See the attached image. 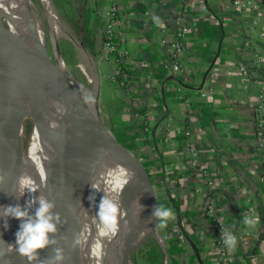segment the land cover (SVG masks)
<instances>
[{
  "label": "crops",
  "instance_id": "0c3cea01",
  "mask_svg": "<svg viewBox=\"0 0 264 264\" xmlns=\"http://www.w3.org/2000/svg\"><path fill=\"white\" fill-rule=\"evenodd\" d=\"M252 1V9L238 11L228 0H74L83 37L98 52L108 12L118 9L116 34L129 53L118 75L116 63L104 60L111 67L105 96L114 97L126 130L136 135L139 159L158 165L152 176L158 202L175 213L165 238L199 253L182 255L186 264H219L211 206L238 236L232 264H264V136L256 135L257 108L264 104V0ZM178 17L183 66L174 72L168 45ZM189 146L198 151L197 165ZM244 215L254 226L242 222Z\"/></svg>",
  "mask_w": 264,
  "mask_h": 264
},
{
  "label": "bare ground",
  "instance_id": "6f19581e",
  "mask_svg": "<svg viewBox=\"0 0 264 264\" xmlns=\"http://www.w3.org/2000/svg\"><path fill=\"white\" fill-rule=\"evenodd\" d=\"M38 6L39 9L31 0H0V21L13 31L25 33L28 30L26 14L29 7L35 15L36 39L45 42L47 30L54 43L59 35L72 39L60 23L52 0H38ZM60 58L59 66L66 73ZM16 82V74L10 67L0 62V91L13 87ZM77 88L79 90L78 86ZM71 100L67 88H60L54 93L48 81L45 78L41 80L31 110L35 123L26 148L22 150V136L19 131L0 143V175L4 177L0 182V195L24 204L33 196L45 194L54 176L66 169L69 153L68 128L72 114ZM92 119L95 127L100 129L101 122L93 113ZM130 178L132 172L123 165L119 153L102 141L94 145L79 177L70 186L61 190L53 200L61 216L70 211L76 198L78 203L73 212L58 225V232L55 234L58 243L46 247L47 254H53V247L62 246L65 249V261L69 260L71 264H117L124 237L136 229L139 219L146 215L148 209L144 188L140 187L139 194L133 191L128 183ZM90 184L103 189L121 205L122 217L114 233L100 224L96 216V205L88 200L89 193L95 191ZM27 187H34L36 191L31 194L25 192L19 200L10 194L17 190L19 195L18 190ZM103 195V191L96 192V201L98 202ZM141 203L146 205L143 212ZM37 206L38 204L32 205L30 211L33 214ZM17 229V226H13L10 233L0 229V239L9 243L14 242ZM149 231L148 223L142 225L137 232V240H142ZM74 237L79 238V243L75 245ZM3 249L5 245L0 241V250ZM5 258L7 264H20L26 260L17 254L14 248L10 252L5 251Z\"/></svg>",
  "mask_w": 264,
  "mask_h": 264
},
{
  "label": "water",
  "instance_id": "95a60500",
  "mask_svg": "<svg viewBox=\"0 0 264 264\" xmlns=\"http://www.w3.org/2000/svg\"><path fill=\"white\" fill-rule=\"evenodd\" d=\"M34 21L35 15L29 7L26 14L28 30L25 33L13 31L3 21H0V62L10 67L17 76V82L13 87L0 91V143L14 133L20 132L24 118L31 115L33 103L43 78L48 81L50 89L54 93L58 92L60 88H67L68 96L72 99V114L68 128V165L62 173L54 176L44 195L53 201L61 190L75 182L89 158L92 147L97 145L99 141L119 153L122 156L123 165L128 171L132 172V178L128 180L132 190L139 194L140 187L148 189L145 192L148 205L146 215L139 219L136 229L128 232L122 241L117 264H130L131 251L140 246L150 236L155 237L156 234L155 219H148L151 216L153 207L158 202L152 176L144 163L104 125L96 107L85 102L80 85L69 75L65 65L63 64L66 73L61 70L58 59L55 58L54 60L52 58L50 44L45 32L46 27L44 26L43 30L46 37L45 42L34 37L37 28ZM73 82L79 87V91ZM91 112L101 122L100 129L95 127ZM19 144L21 148V143ZM15 203L13 199L0 195V204ZM77 203L78 199L76 198L70 211L61 216L62 221L73 212ZM53 211L57 212L56 208ZM8 219L9 229L4 230L2 227L0 229L10 233L13 226L19 227V221L11 217ZM145 223L149 224L150 231L142 240L138 241L137 232ZM0 224H2V221H0ZM38 252L41 259L50 256L47 254L46 248L39 249ZM20 264H28V261L25 260ZM64 264H71V262L66 260Z\"/></svg>",
  "mask_w": 264,
  "mask_h": 264
},
{
  "label": "rangeland",
  "instance_id": "374dc122",
  "mask_svg": "<svg viewBox=\"0 0 264 264\" xmlns=\"http://www.w3.org/2000/svg\"><path fill=\"white\" fill-rule=\"evenodd\" d=\"M31 1L37 8L39 7L38 0ZM52 1L60 23L72 38L70 39L65 35H59L54 43L46 28L47 40L50 44V54L52 58L55 60V58L59 59L61 57L60 59L68 70L69 75L80 85L81 94L85 102L88 103V105L91 104L96 107L104 125L121 143L126 145L130 151L138 157L139 150L134 148V146H136L135 142L137 141L136 135L126 130L125 126L127 125V121L121 113L117 112V103L113 101L114 97L105 96L103 79L108 75V70L110 71L111 67L104 62L103 52H98L96 49L92 50L88 46L86 42L87 39L83 37V31H81L82 23L78 21V11L74 5V0ZM115 71L116 70L113 71V75H116ZM32 116L33 113L24 118L20 129L23 150L27 146L35 123V118ZM139 136L143 138V136ZM149 165L146 164L145 166L147 168L149 166V173L153 176V170L158 168V165L155 161H152ZM153 182L156 189H158L156 180ZM170 222H172V220H170L169 223ZM165 229L167 230L166 227L160 228L157 226L156 238L150 236L140 246L132 250L130 254V264H186V260L182 258V255H192L193 259V257L199 254L197 248H194V251L191 252L192 248L189 249V246L180 239L176 241L174 247H177L178 250L181 249L182 252H176L171 240L165 238V233L167 232ZM174 238L177 239L178 236L175 235L173 239ZM212 246L215 247L213 244ZM195 262L196 261H194V263Z\"/></svg>",
  "mask_w": 264,
  "mask_h": 264
},
{
  "label": "clouds",
  "instance_id": "9594fccd",
  "mask_svg": "<svg viewBox=\"0 0 264 264\" xmlns=\"http://www.w3.org/2000/svg\"><path fill=\"white\" fill-rule=\"evenodd\" d=\"M153 19L160 24L159 17H153ZM4 177L0 175V182ZM91 188L95 191L89 193L88 200L96 205V216L100 224L108 231L115 232L118 229L119 221L122 217L121 205L111 198L103 189L90 184ZM12 191L17 200L25 193H33L36 191L34 187H27L26 189ZM103 191L104 195L101 196L99 201H96V192ZM143 191L147 192L145 188ZM33 204H38L35 208L34 214L30 211ZM56 205L55 202L49 200L43 193L33 196L31 199L25 201L24 204L15 203L4 205L0 204V227L4 230H8L10 227L9 217L16 218L19 221V227L15 232V240L12 243L6 242L3 239L5 249L0 250V264H7L5 258V251L15 252L24 257L28 264H64L66 259L65 249L62 246H56L52 248V255L45 259L40 258L39 249H44L51 245L58 243L55 234L58 232V225L62 222V217L59 212H54ZM146 205L141 203V211L145 209ZM155 219V223L158 227L164 228L170 220L175 218L174 211L165 206L162 203L157 202L153 207L149 220ZM242 222L247 226H254L255 221L248 215L242 217ZM221 239L224 245L229 250H234L237 247L238 236L230 231L225 230L222 227ZM79 243V238L74 237L73 244ZM10 259V258H8Z\"/></svg>",
  "mask_w": 264,
  "mask_h": 264
},
{
  "label": "built area",
  "instance_id": "2783aa9c",
  "mask_svg": "<svg viewBox=\"0 0 264 264\" xmlns=\"http://www.w3.org/2000/svg\"><path fill=\"white\" fill-rule=\"evenodd\" d=\"M228 3L233 8L238 11H248L254 7V3L252 0H228ZM117 8L113 7L108 12V21L105 28L104 33V47H103V57L107 61L115 62L117 65L116 75L121 73L122 70V60L124 57L128 55V51L126 49L121 48V40L116 34V24L119 20ZM262 19L264 21V13L262 14ZM178 23L181 24L176 30L174 38L169 41V54L171 58V67L174 72H181L183 66V43L182 38L184 34V25L182 23V18L178 17ZM243 68V67H242ZM247 80V79H246ZM156 105V104H155ZM258 118L256 121V135L259 139L262 140L264 136V104H260L257 108ZM262 151H264V142H260L259 144ZM187 155L191 157L192 164H198V151L195 147L189 146L187 149ZM262 160L264 162V152L262 154ZM204 175H207V181L210 186L214 187L216 182L210 176L209 171L203 170ZM214 202L217 201L215 197L213 199ZM249 212H254L253 209L249 208ZM210 222L213 227V240L212 244L216 248V252L218 255V263L219 264H232L231 253L230 250L224 245L221 239V230L222 227L225 230H228V226L221 217V214L218 210H215L214 207L210 208Z\"/></svg>",
  "mask_w": 264,
  "mask_h": 264
}]
</instances>
